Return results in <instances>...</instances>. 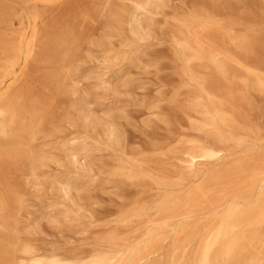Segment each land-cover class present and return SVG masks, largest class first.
<instances>
[{
	"label": "bare ground",
	"instance_id": "bare-ground-1",
	"mask_svg": "<svg viewBox=\"0 0 264 264\" xmlns=\"http://www.w3.org/2000/svg\"><path fill=\"white\" fill-rule=\"evenodd\" d=\"M169 2L0 0V264L23 262L12 259L17 250L30 256L29 264H264V137L246 114L253 95L264 98V34H237L235 21L222 23L219 0H205L212 16L203 9L179 20L174 34L184 75L197 86L181 109L196 137L179 140L181 147L165 155L181 163L179 174L160 170L157 194L136 199L116 221L140 241L116 230L103 239L107 249L68 260H46L19 246L18 222L37 170L35 141L56 127L66 101L81 91L86 126L103 123L87 109L97 93L80 85V65L97 58L94 49L109 69L132 60L134 45L148 39L153 18ZM106 128L108 147H118V131ZM235 149L242 157L216 165ZM124 165L130 170L121 166L119 173L142 186L153 179L140 159ZM72 189L63 187L66 196Z\"/></svg>",
	"mask_w": 264,
	"mask_h": 264
},
{
	"label": "rangeland",
	"instance_id": "rangeland-1",
	"mask_svg": "<svg viewBox=\"0 0 264 264\" xmlns=\"http://www.w3.org/2000/svg\"><path fill=\"white\" fill-rule=\"evenodd\" d=\"M219 1L226 9L216 16L224 24L235 21L237 34H264V0ZM203 9L212 16L205 0H170L169 7L153 18L148 39L134 45L132 60L109 69L101 59V50L94 49L97 58L80 65V85L97 93L87 109L103 123L95 130L86 126L79 110L81 91L66 101L63 113L55 119L56 127L35 141L36 176L28 186L18 222L22 249L46 260H68L107 249L103 239L116 230L120 238L140 241L134 229H122L116 221L136 199L157 194L152 189L163 178L160 170L171 178L179 174L181 163L165 155L181 147L179 140L196 137L181 109L197 86L184 75L174 34L180 30L179 20L197 17ZM114 42L119 48L117 39ZM95 73L100 79L92 78ZM252 100L254 109L246 114L264 137V98L255 94ZM109 125L120 135L116 148L108 147ZM79 149H86L87 155H70ZM229 154L216 165L231 164L243 155L239 149ZM133 159L150 166L153 179L146 187L119 173L121 166L128 172L131 166L124 164ZM209 167L213 166H200L199 170L203 173ZM66 185L73 188L69 196L63 190ZM135 236L138 238L133 239ZM13 258L23 259L17 264H29L30 256L17 250Z\"/></svg>",
	"mask_w": 264,
	"mask_h": 264
}]
</instances>
